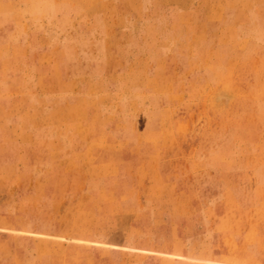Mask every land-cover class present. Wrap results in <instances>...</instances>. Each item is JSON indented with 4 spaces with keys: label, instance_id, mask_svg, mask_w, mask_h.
I'll use <instances>...</instances> for the list:
<instances>
[{
    "label": "rangeland",
    "instance_id": "rangeland-1",
    "mask_svg": "<svg viewBox=\"0 0 264 264\" xmlns=\"http://www.w3.org/2000/svg\"><path fill=\"white\" fill-rule=\"evenodd\" d=\"M0 264H264V0H0Z\"/></svg>",
    "mask_w": 264,
    "mask_h": 264
}]
</instances>
